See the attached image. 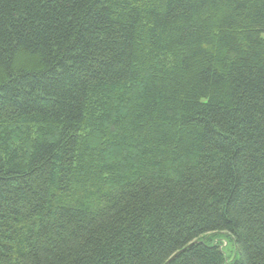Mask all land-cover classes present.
<instances>
[{
    "label": "trees",
    "instance_id": "obj_1",
    "mask_svg": "<svg viewBox=\"0 0 264 264\" xmlns=\"http://www.w3.org/2000/svg\"><path fill=\"white\" fill-rule=\"evenodd\" d=\"M168 260L264 264V0H0V264Z\"/></svg>",
    "mask_w": 264,
    "mask_h": 264
},
{
    "label": "rangeland",
    "instance_id": "obj_2",
    "mask_svg": "<svg viewBox=\"0 0 264 264\" xmlns=\"http://www.w3.org/2000/svg\"><path fill=\"white\" fill-rule=\"evenodd\" d=\"M223 248H224V251H225L226 255L230 257L232 255V253H233L231 241L228 240V243L224 241L223 242Z\"/></svg>",
    "mask_w": 264,
    "mask_h": 264
},
{
    "label": "water",
    "instance_id": "obj_3",
    "mask_svg": "<svg viewBox=\"0 0 264 264\" xmlns=\"http://www.w3.org/2000/svg\"><path fill=\"white\" fill-rule=\"evenodd\" d=\"M168 262H169V260L165 264H167Z\"/></svg>",
    "mask_w": 264,
    "mask_h": 264
}]
</instances>
